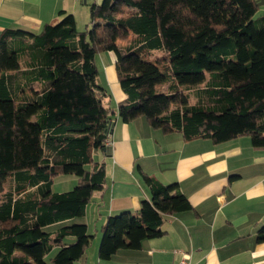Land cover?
<instances>
[{
  "label": "trees",
  "instance_id": "1",
  "mask_svg": "<svg viewBox=\"0 0 264 264\" xmlns=\"http://www.w3.org/2000/svg\"><path fill=\"white\" fill-rule=\"evenodd\" d=\"M257 11L255 0H101L89 6L83 31L63 11L37 34L4 30L0 264H47L54 247L53 264H74L90 245L84 224L44 229L83 217L105 186L104 166L92 159L107 148L114 115L96 79L100 53L115 56L124 123L143 117L187 141L217 145L249 137L254 148H264V18ZM154 51L161 55L151 58ZM57 175L75 176L76 186L52 192ZM140 175L150 200L137 214L106 219L101 261L162 236L166 216L191 209L176 183ZM257 240L264 241V227Z\"/></svg>",
  "mask_w": 264,
  "mask_h": 264
},
{
  "label": "crops",
  "instance_id": "2",
  "mask_svg": "<svg viewBox=\"0 0 264 264\" xmlns=\"http://www.w3.org/2000/svg\"><path fill=\"white\" fill-rule=\"evenodd\" d=\"M100 1L0 0V34L7 29L37 34L58 20L61 11L74 17L80 4ZM255 2L256 18H264V0ZM101 55L95 58L96 67ZM104 57L107 64L102 61V78L97 67L96 79L105 92L102 104L114 115L110 146L95 152L93 161L104 166L105 186L93 194L80 220L44 230L54 232L66 224L86 226L90 245L74 264H176L187 253L192 264H264V241L257 240L264 227V148H254L249 137L217 145L200 139L187 141L180 133L151 128L143 117L124 123L118 105L126 95L118 83L115 56ZM140 172L163 185L176 183L191 209L166 216L162 236L101 261L98 248L106 219L137 214L141 202L150 200ZM57 249L45 257L47 264H53L50 259Z\"/></svg>",
  "mask_w": 264,
  "mask_h": 264
},
{
  "label": "rangeland",
  "instance_id": "3",
  "mask_svg": "<svg viewBox=\"0 0 264 264\" xmlns=\"http://www.w3.org/2000/svg\"><path fill=\"white\" fill-rule=\"evenodd\" d=\"M91 3V2H90ZM80 10L76 11V14L74 15L75 19H76V28L77 31H83L85 26L88 24L89 22V6L88 5H82L80 4ZM121 45H124L125 43L122 42L120 43ZM102 55L99 56L97 58V67H98V71H99V76L100 78H102V61L104 63L107 64V60L104 57V54H112L111 52H106V53H101ZM161 55L160 52L158 51H154L151 53V57H156ZM166 90V86L164 85L161 89L157 88L158 92L163 93ZM112 94V93H111ZM113 96V94H112ZM191 95H190V103H193L194 101L191 99ZM92 159L94 160V153L92 154ZM91 166H89V168H91ZM77 184V179L75 176L72 175H57L55 177H53V191H58L59 193L62 192H67L70 191L71 189H73ZM57 193V192H56ZM76 221L80 220V218L74 219ZM78 223V222H75Z\"/></svg>",
  "mask_w": 264,
  "mask_h": 264
},
{
  "label": "built area",
  "instance_id": "4",
  "mask_svg": "<svg viewBox=\"0 0 264 264\" xmlns=\"http://www.w3.org/2000/svg\"><path fill=\"white\" fill-rule=\"evenodd\" d=\"M110 146L109 138L105 140V147ZM176 264H192L190 260V254H183L180 258V260Z\"/></svg>",
  "mask_w": 264,
  "mask_h": 264
}]
</instances>
